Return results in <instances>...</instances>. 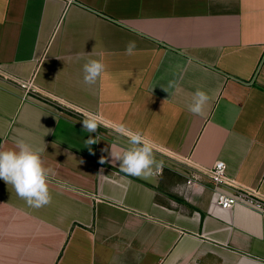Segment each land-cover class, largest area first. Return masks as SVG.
<instances>
[{
  "label": "crops",
  "instance_id": "0c3cea01",
  "mask_svg": "<svg viewBox=\"0 0 264 264\" xmlns=\"http://www.w3.org/2000/svg\"><path fill=\"white\" fill-rule=\"evenodd\" d=\"M88 59L105 65L92 84ZM121 125L155 142L152 175L110 156ZM16 139L45 149L51 200L0 179V264H264V214L220 208L181 166L224 162L264 197V0H0V149Z\"/></svg>",
  "mask_w": 264,
  "mask_h": 264
},
{
  "label": "clouds",
  "instance_id": "9594fccd",
  "mask_svg": "<svg viewBox=\"0 0 264 264\" xmlns=\"http://www.w3.org/2000/svg\"><path fill=\"white\" fill-rule=\"evenodd\" d=\"M135 41H130L126 52L134 53ZM105 70V65L98 59H88L83 65L84 82L92 84ZM209 95L197 89L188 105L189 111L201 114ZM83 116L82 124L88 132H95L101 126L102 117L93 111L79 109ZM127 137L128 145L113 151L110 147V156L119 161L122 171L129 176H150L153 174V166L157 165L153 153L156 148L155 142L138 131H133L121 125L118 128ZM91 143V141H89ZM40 149L34 147L24 139H16L15 147L0 149V179L11 184L17 195L26 203L35 208L48 204L51 200L48 190V172L43 166ZM103 162V159H102Z\"/></svg>",
  "mask_w": 264,
  "mask_h": 264
},
{
  "label": "built area",
  "instance_id": "2783aa9c",
  "mask_svg": "<svg viewBox=\"0 0 264 264\" xmlns=\"http://www.w3.org/2000/svg\"><path fill=\"white\" fill-rule=\"evenodd\" d=\"M20 86L25 90L26 97H30V94H40L30 84L22 83ZM53 99L49 98L51 103L58 107V110L65 109L66 111L76 112L78 115H81L80 111L76 108ZM181 166H183L182 169L184 170L183 175L186 179V186L189 188L193 186L203 187L205 186V182H208L212 186L216 204L220 208L229 209L235 206H243L257 213L264 214V197L258 191L237 186L227 176L224 162H217L210 168L196 166L190 162Z\"/></svg>",
  "mask_w": 264,
  "mask_h": 264
}]
</instances>
